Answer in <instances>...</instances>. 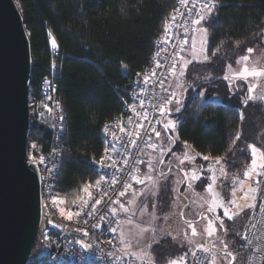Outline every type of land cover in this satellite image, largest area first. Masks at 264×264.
Masks as SVG:
<instances>
[{
  "label": "trees",
  "instance_id": "trees-1",
  "mask_svg": "<svg viewBox=\"0 0 264 264\" xmlns=\"http://www.w3.org/2000/svg\"><path fill=\"white\" fill-rule=\"evenodd\" d=\"M176 1L16 0L31 42V94H38L42 78L50 73L54 57L49 30L60 45L56 51L57 82L66 133L57 192L70 203L85 183L99 179L91 160L103 152L102 127L122 111L131 82L149 63L155 41ZM217 2L211 16L203 21L209 33V62L202 70L211 73L212 78L198 86L207 87L206 99L216 96L223 102L203 101L195 93L187 95L181 112L176 113L179 126L174 149L187 142L199 156L198 162L204 161L203 155L223 156L217 164L221 167L219 184L228 199L251 167L249 130L247 126L243 129L247 125L244 115L252 105L263 104L264 100L248 99L247 84L244 82L242 89L233 87L224 74L227 65L235 62L234 53L245 50L247 44L263 35L264 0ZM51 136L48 124L32 123L30 140L36 144L32 155L36 158L44 155ZM206 184L201 179L196 188L203 191ZM187 252V247L174 243L170 237L154 248L158 264H168L170 259L185 256ZM31 258L33 264H47V251L37 256L34 251Z\"/></svg>",
  "mask_w": 264,
  "mask_h": 264
},
{
  "label": "built area",
  "instance_id": "built-area-1",
  "mask_svg": "<svg viewBox=\"0 0 264 264\" xmlns=\"http://www.w3.org/2000/svg\"><path fill=\"white\" fill-rule=\"evenodd\" d=\"M206 2L207 0H187L186 3H182V0L176 1L175 9L155 41L154 51L149 63L131 82L129 95L124 102L122 111L111 120L105 122V124L110 125H119L122 122V126L127 132L135 133L140 131L141 135L139 138L134 135L129 137L124 133H120L118 126L111 129V131L116 132V137L101 130L104 149L101 156L95 158V160H99L105 154V149H107L108 154L116 161V167L101 168L91 163L99 179L101 176L104 177L100 189H96L95 183H91L93 188L90 190L93 192L95 199H99L107 191L111 200H115L116 195L114 193L123 191L124 182L132 183L129 174L140 168L141 161H143L146 150L149 148L147 144H152L153 141L162 137L164 129L162 124H156V120L161 119L164 122V116H160L157 108L166 99L164 88L166 80L171 75L169 69L171 68L173 57L176 61L180 58L191 36L198 31L200 25L194 24L193 21L198 18L201 12V5ZM216 3L218 5L217 0ZM173 15L176 17L174 22L171 19ZM165 28L168 29L167 33H165ZM166 39L170 43H165ZM185 40H187V43L184 42ZM52 52L54 57L52 62L55 61L57 67L52 68L50 65V73L42 78L38 94L30 93L29 100L31 121L37 124H48L52 133L49 149L43 155L45 157L44 163L38 166L41 173V198L43 204V218L38 234V243L48 244L47 264H141V261L137 260L135 256L124 255L125 252L120 249L119 228L121 226V218L120 215H106L110 212L108 205L111 201L108 197H105L96 206V214L94 216H84L82 214L79 218H74L71 221L60 215L58 200L55 206L51 204V198L53 196L56 197L58 179L62 170L64 137L66 133L64 106L58 93L59 64L56 60L57 52L53 50ZM157 61L161 65L159 68H156ZM153 69L156 70V77H151ZM145 74L150 76L148 83L143 80ZM45 79L50 81L51 84L44 83ZM141 101L143 102V107H141ZM44 104L49 105L52 109L51 113L43 107ZM133 105L136 111H132ZM38 113H43V115H38ZM145 113H147V119L144 118ZM61 115L64 116L63 121L59 119ZM129 117H131L132 123L128 122ZM140 124L144 125L142 129L136 127ZM61 125L64 126L62 127ZM153 127L161 133L159 137L151 131ZM149 136H151V140L148 139ZM132 139H136L135 146L131 143ZM125 160L128 161L127 164L124 163ZM109 163L110 161H105L106 165ZM46 168L53 169V173L50 175L45 170ZM113 178L117 180L115 185L110 184ZM49 185L51 188H49ZM49 193L51 194L49 195ZM261 193H264V179L261 192L258 195L256 209L240 241V247L245 251L243 264H264V194ZM84 195L82 193L79 197ZM46 201L49 205L48 207H45ZM112 206L117 207V205ZM70 210L76 211L77 208L72 204ZM89 210H91L90 205ZM100 217H104V219L101 220ZM117 219L120 221L118 225L115 222ZM85 220L87 221L86 223L84 222ZM109 221L112 222V227L118 228L117 232L107 230ZM98 224L101 226L94 227V225ZM52 225H60L58 227L59 230L53 229ZM78 228L86 229L89 234L85 236L83 231H77ZM80 240L91 244L92 247H83L78 243ZM120 257L123 258L121 259ZM213 258V254L209 251L205 252L203 248L195 247L188 252L185 264H211ZM28 264H33L32 258ZM155 264L157 263L155 262Z\"/></svg>",
  "mask_w": 264,
  "mask_h": 264
},
{
  "label": "rangeland",
  "instance_id": "rangeland-1",
  "mask_svg": "<svg viewBox=\"0 0 264 264\" xmlns=\"http://www.w3.org/2000/svg\"><path fill=\"white\" fill-rule=\"evenodd\" d=\"M204 22L200 25L196 33L195 40H192L190 45L192 57H195L196 60L199 61L204 59L205 56V52L201 53L200 51L201 41L204 39L203 29L206 28ZM208 36L209 33L207 29V42ZM191 46L194 48L191 49ZM249 48L253 49L250 53L247 51ZM183 54L184 50L180 57H184ZM245 55L249 57V60L246 62L240 61L239 58ZM233 59L234 61H237L235 66L237 72L243 69L245 63H247L249 68H264V36L261 35L260 37L253 39L246 45L245 50L234 53ZM178 60L177 62L180 61ZM203 65L204 63H200L197 67L203 69ZM247 82L249 87L255 85L252 95L255 97L264 96V76L259 78L249 77ZM165 90L166 89L164 88V92H167V90ZM209 100H219L223 102V100L216 96H211ZM250 100L261 101L260 99ZM168 119L177 121V127L174 130L164 129L162 137L152 142V144L156 145V147H149L146 150L143 163L140 166L141 173H139V171L136 173L141 178H145L150 175L152 180L145 179L144 185L136 184L132 181L133 188L137 192L141 189L145 190V194L147 196V208L144 209L142 214L141 209L144 208L145 203L144 197H137L135 204L129 205L128 201L133 199L131 192L126 193L125 196L121 198V203H124L126 207L130 208V213H123L122 211H119L117 205L121 218V226L119 228V246L121 251L129 253L134 252L137 253V255H140L143 252H149L153 257L154 262H156L154 248L166 237H170L176 244L187 247L189 252L193 249V245L199 241L205 248H208V244L210 242L209 240L218 239L223 233L222 230L226 228L227 233L224 232L225 239L215 245V249L222 252L221 255H214L216 264H229L230 257L229 259H225L227 253H231L235 256L233 264H243L245 251L240 247V240L248 226L252 214L256 209L258 195L260 193H256L255 199H252L253 193H251L250 188L261 189L264 176L258 178L260 180L259 184L250 180L247 176L245 177L242 181L244 191H241L242 183L236 189L235 199L236 205H239V207L233 205L231 209L238 214L233 219H228L222 216V209H217V215L221 216L224 220V224L223 226H220L217 222L215 233L212 236H209L208 221L209 219H212V217L208 212V208L212 206V200L214 198L227 200V198L223 196L221 186L219 184L221 167L211 161L198 162L199 158L196 160V156L194 157V151L192 149H187L184 145H178L174 149L175 138L177 136V129L179 126V120L176 116V112L173 111L170 116L166 117L164 122ZM244 119H246L245 123H247V125H244L243 129L246 130V126L248 127V140L250 141V145L254 144L258 148L264 149V103L252 105V107L248 109L244 115ZM32 123L34 122L31 121V124ZM31 143L33 142L30 140V144ZM169 149L171 151H169ZM185 154L193 157V159H185ZM41 156L37 157V159ZM29 157L31 161L32 150H30V148ZM181 161H183V163H181ZM149 163L152 166L151 169L148 167ZM260 163H264V161H261L259 154H257V164L259 165ZM171 169L172 171L170 172ZM256 171L260 172L262 169L257 167ZM193 172H195L196 175H199L201 179H205L207 184L213 183V190L210 191L207 188V184L203 191L198 190L196 185L199 180L186 179L185 177V173L188 174V177H191ZM213 175L216 177L214 182L212 181ZM184 184L185 186L183 187V190L180 191V188ZM245 192L248 193L247 198L245 197ZM82 193L83 191H81L77 198ZM213 193L216 195L214 196ZM55 195L56 197H59L58 202L60 208H64L66 211L70 210L73 202L70 203L65 196L60 195L57 192V189ZM252 204H254L255 207H248V205ZM241 209H243V211H241ZM183 213L184 217L182 216ZM129 219L132 220V223H128ZM192 220L197 222L191 223ZM189 225L195 227V235L192 233V229ZM145 228L148 229V231H142V229ZM153 229L155 231H153ZM121 231L124 233V243H121ZM185 233H187V235H185ZM125 243H129L131 246L125 248ZM37 244L35 246L36 249L34 250L35 255H45L48 244ZM224 244L228 245L227 249L224 248ZM149 245H151L150 248L148 247ZM182 257L185 258V256Z\"/></svg>",
  "mask_w": 264,
  "mask_h": 264
},
{
  "label": "water",
  "instance_id": "water-1",
  "mask_svg": "<svg viewBox=\"0 0 264 264\" xmlns=\"http://www.w3.org/2000/svg\"><path fill=\"white\" fill-rule=\"evenodd\" d=\"M31 70L22 11L0 0V264H28L43 218L41 173L29 157Z\"/></svg>",
  "mask_w": 264,
  "mask_h": 264
},
{
  "label": "snow or ice",
  "instance_id": "snow-or-ice-1",
  "mask_svg": "<svg viewBox=\"0 0 264 264\" xmlns=\"http://www.w3.org/2000/svg\"><path fill=\"white\" fill-rule=\"evenodd\" d=\"M187 0H182V3H186ZM217 7V3L216 0H207L206 3L201 5V12L198 15V18L196 20L193 21L194 24L196 25H201V22L204 21L206 19V17H210L211 14L213 13L214 9ZM178 11V10H177ZM172 21L174 22L176 17L175 15L172 16ZM185 31H187V29H185ZM168 32V29L165 28V33ZM203 33H204V39H202L201 41V53H204L207 51L205 45H206V35H207V29H203ZM48 36L50 39V47L53 51H58L60 45L58 44L56 37L54 35H52L51 31L49 30L48 32ZM165 43H170V41H168L167 39L164 41ZM185 43H187V40L184 41ZM219 49H216V51H218ZM249 53L253 51V49L249 48L247 50ZM157 55H159V53H157ZM205 60H208L209 57L207 55L204 56ZM240 61L242 62H246L249 60V57L247 55L245 56H241ZM180 60L183 61V63L180 64V71H179V77H183L185 75V70L187 69V65L191 63V60H187L184 61V57H180ZM177 61L175 60V58L173 57L172 63H171V68L169 69V71L171 72V74L173 76L177 75ZM161 65L159 63V61H157L156 63V68H159ZM52 68H56L57 65L55 64V61L52 62L51 64ZM231 67V66H229ZM237 78H242L243 80L247 81L249 79V77H253V78H259L264 76V68H256V67H252L249 68V66L247 65V63L244 64L243 69L237 73L234 74ZM157 73L156 70L153 69L151 72V77H156ZM224 79L229 80L230 82H232V78L229 76H225ZM143 80L145 83H148L150 81V76L145 74L143 77ZM44 83H48L51 84L50 81H48L47 79L44 80ZM162 85V82H161ZM182 86V85H181ZM255 85H252L251 87H249L248 91H249V97L248 99H260V100H264V96H260V97H255L254 95H252L253 91H254ZM166 91V90H165ZM49 99H51V97H49ZM245 103H247V101H245ZM175 104V108L173 109L171 106ZM183 106V102L180 99V94L179 93H172L170 94L164 101L163 104L159 105L157 108V111L159 112L160 116H165L168 115L170 116L171 113L173 111H175L176 113H180L181 112V108ZM44 108H46L48 110L49 113L52 112V109L49 107V105L44 104L43 105ZM141 107H143V102L141 101ZM132 111H136L135 106H132ZM38 115H43V113H38ZM137 115H139V113H137ZM145 119H147V113H145ZM241 118H243V113H241ZM59 119L61 121L64 120V116L61 115L59 117ZM129 123H132L131 117H129ZM156 124H162V128L163 129H168V130H174L177 127V121L172 120V119H168L166 122H163L161 119H157L156 120ZM62 127L64 125H61ZM115 126L119 127V132L120 133H124L129 137H132L133 135L137 138H139V136L141 135L140 131H136L135 133H131V132H127V130L122 126V122H120L119 125H110V124H105L102 131L106 134H111L113 137H116V132L111 131V129ZM138 129H142L144 127L143 124L137 125L136 126ZM152 132L155 133V135L157 137H159L161 135V133L159 131H157L154 127L151 129ZM149 140H151V136H149L148 138ZM236 139H239V134H237ZM131 143L135 146L136 145V139H132ZM185 145L187 146V142H185ZM148 147H156V145L153 144H147ZM30 150H35L36 149V144L33 142L29 145ZM249 149L251 152V167L244 173L245 176H247L250 180L255 181L257 184L260 183V180L258 179L259 177L264 176V163H260L259 165L257 164V154H259V157L261 159V161H264V149L258 148L256 145H249ZM169 151H171L169 149ZM185 159H193V157L188 156L187 154H185ZM202 159L204 161H214L216 164H219L224 157L223 156H216V157H212L210 155H203ZM45 160V157L41 156L39 158V160H37L35 155H32L31 157V162L34 165L39 166L40 164H43ZM110 161L109 164H105V161ZM91 163H93L94 165H97L101 168L104 167H116V161L112 158L111 155L108 154V150L105 149V154L99 159V160H95L93 159L91 161ZM125 164L128 163L127 160L124 161ZM141 163H143V161H141ZM181 163H183V161H181ZM149 169H151V164L149 163L148 165ZM259 167L260 169H262V171L257 172L256 168ZM46 171L49 172V174L51 175L53 173V169H45ZM139 169H136V171L130 173V177H131V181H134L136 184H140V185H144L145 184V179L148 180H152V177L149 175L145 178H141L139 175L136 174V172H138ZM185 177L186 179H195V180H201V177L199 175H196L195 172H193L191 177H188V174L185 173ZM216 179V177L213 175L212 176V181L214 182ZM104 180V177L101 176L100 179H97L95 181V188L96 189H100L101 187V183ZM117 183V180L115 178H113L110 181L111 185H115ZM49 188H51V186L49 185ZM93 188V185L88 182L85 183L82 191L85 194L84 196L79 197L76 201L73 202V204L76 206L77 210L73 211V210H65L64 208H60L59 209V213L61 216L66 217L69 221L73 220L74 218H79L82 214L84 216H94L96 214V206L99 205L101 203V200L105 199V197H108V199L111 201V203L108 205V207L110 208V212L107 213L106 215H111V216H119V211H122L123 213H130V208L126 207L124 203H121L120 198L124 197L126 193L131 192L133 199L128 201L129 205H134L136 202V198L137 197H144L145 198V203H144V208L141 209V213L143 214L144 209L147 208V196L145 194V190L141 189L139 192H137L134 188L131 182L125 181L123 184V191H119L118 193H114L116 195V199L115 200H111V197L108 196V192L105 191L103 193V195L100 196L99 199H95L93 197V192L90 190ZM207 188L211 191L213 190V183H208L207 184ZM241 191H244V185L243 183L241 184ZM251 193H253L252 199H255V194L258 192H261L260 188H250ZM51 193H49L50 195ZM154 194V193H153ZM245 197L247 198L248 193L245 192ZM264 194V193H261ZM43 195V194H42ZM213 195L215 196L216 194L213 193ZM232 198L231 199H227V200H221L219 198H214L212 200V206L210 208H208V212L211 214L212 219H209L208 221V235L212 236L215 231H216V224L217 222L219 223L220 226H223L224 224V220L221 218L220 215H217V209H222V216L228 219H233L238 213L235 211H232V206L236 205V190L235 188L232 189V193H231ZM59 199V197H55L53 196L51 198V204L52 206H55L57 203V200ZM89 205L91 206V210H89ZM112 205H118L119 211L117 207H113ZM48 203L47 201L45 202V207H48ZM237 207H239V205H236ZM248 207H255L254 204L252 205H248ZM241 211H243V209H241ZM101 220L104 219V217H100ZM51 223V221H49ZM85 223L87 222L86 220L84 221ZM117 223V225L120 223V221L117 219L115 221ZM111 221H109V227L107 230L111 231V232H117L118 228L117 227H112L111 226ZM128 223H132V220L129 219ZM57 227H59L60 225H56ZM101 225H94V227H99ZM192 229V233L195 235L196 234V229L194 226L189 225ZM77 231H83L84 235L87 236L89 233L86 229H77ZM142 231H148V229H142ZM153 231H155L153 229ZM224 232L227 233V229H224ZM185 235H187V233H185ZM120 238H121V243H124L125 241V237H124V233L121 231L120 232ZM246 238V237H245ZM78 243H80L83 247L85 248H91L92 245L89 243H86L84 240H80L78 241ZM125 248L130 247L131 245L129 243H125L124 244ZM149 248L151 247V245L148 246ZM201 248H203V250L205 252H208L209 249L205 248L203 245H200ZM224 248L227 249L228 245L224 244ZM124 255H132V256H136L137 260L141 261V264H155L153 257L151 256V254L149 252H143L140 255H137V253H129V252H125ZM229 264H231L232 260H235V256H233L231 253H227L225 256V259H229ZM121 259L123 257H120ZM168 264H185V259L183 257L180 258H175V259H170L168 261ZM211 264H216V259L213 258L211 261Z\"/></svg>",
  "mask_w": 264,
  "mask_h": 264
},
{
  "label": "crops",
  "instance_id": "crops-1",
  "mask_svg": "<svg viewBox=\"0 0 264 264\" xmlns=\"http://www.w3.org/2000/svg\"><path fill=\"white\" fill-rule=\"evenodd\" d=\"M196 33L193 36H191L187 47L184 49V54H183L184 59H185L184 61L191 60V63L187 65V69L185 70V75L183 77H179V75H178L179 71H180V64L183 63V61H181L179 58L180 61L178 60L179 62H178V66H177V75L173 76L171 74L165 83V89L167 90V92H164L166 95L165 98H167L170 94H172L174 92L179 93L180 97H181L180 99L182 100L183 105L186 101L187 95H191L192 93L200 95L201 100H203V101L209 100V99H206V97H205V91H206L207 87L206 86H198V85H200L203 81L211 80L212 74L209 72H204L202 69L197 67V65L199 66L200 63H204V64L208 63L209 59L208 60L202 59L201 61L196 60L195 57H192V52L190 51V45H191L192 40H195ZM263 36H264V31H263ZM208 39H209V36H208ZM207 46H208V42H207V45L205 46L206 49H207ZM193 48L194 47L191 46V49H193ZM194 54H196V53H194ZM205 55H207V51L205 52ZM236 63H237V61L233 62L232 64L230 63L227 65L224 77L229 76L232 78V82H230L229 80H228V82H230L233 87H235V86H236V88L241 87V89H242L243 84L245 82V84H247L248 89H249V84L247 81L243 80L242 78H237L234 75L237 72L235 69ZM229 66H231V67H229ZM237 81L239 83H237ZM248 95H249V92H248ZM215 102L220 103L219 100H217ZM172 108H175V104L172 105ZM167 116L168 115L164 116V121H165ZM175 139H178V136H176ZM184 147H186L187 149H192L188 145L187 146L184 145ZM194 154H195L194 157L196 156L195 158L197 160L199 158V156L197 155V153L195 151H194ZM191 155H193V154H191ZM171 171H172V169L170 170V172ZM139 173H141V167L139 168ZM202 219H203V216H202ZM202 219H201V221H202ZM193 222H197V221L192 220L191 223H193ZM222 235H225L224 230H223ZM198 239H199V237H198ZM200 245H202V244L199 241L195 245H193V248L200 247ZM209 252L212 253L210 250H209ZM221 253L222 252H219V250H218L216 255H221ZM186 256H187V254L185 255V258H184L185 261H186ZM213 256H214V254H213ZM214 258H215V256H214Z\"/></svg>",
  "mask_w": 264,
  "mask_h": 264
},
{
  "label": "flooded vegetation",
  "instance_id": "flooded-vegetation-1",
  "mask_svg": "<svg viewBox=\"0 0 264 264\" xmlns=\"http://www.w3.org/2000/svg\"><path fill=\"white\" fill-rule=\"evenodd\" d=\"M223 231V230H222ZM225 239V235H222L218 238V239H213V240H210L208 246L211 244L212 245V248H213V251L215 253H217V249H215V245L218 244L219 242H222L223 240Z\"/></svg>",
  "mask_w": 264,
  "mask_h": 264
}]
</instances>
